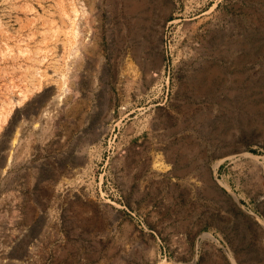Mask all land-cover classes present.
Wrapping results in <instances>:
<instances>
[{
  "label": "rangeland",
  "instance_id": "obj_1",
  "mask_svg": "<svg viewBox=\"0 0 264 264\" xmlns=\"http://www.w3.org/2000/svg\"><path fill=\"white\" fill-rule=\"evenodd\" d=\"M0 264H264V0H0Z\"/></svg>",
  "mask_w": 264,
  "mask_h": 264
},
{
  "label": "bare ground",
  "instance_id": "obj_2",
  "mask_svg": "<svg viewBox=\"0 0 264 264\" xmlns=\"http://www.w3.org/2000/svg\"><path fill=\"white\" fill-rule=\"evenodd\" d=\"M205 238H209V236H204ZM211 238V237H210Z\"/></svg>",
  "mask_w": 264,
  "mask_h": 264
}]
</instances>
